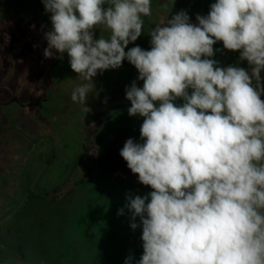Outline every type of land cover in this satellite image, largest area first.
<instances>
[{"label":"clouds","instance_id":"clouds-1","mask_svg":"<svg viewBox=\"0 0 264 264\" xmlns=\"http://www.w3.org/2000/svg\"><path fill=\"white\" fill-rule=\"evenodd\" d=\"M42 3L51 20L43 55L67 54L84 81L71 101L85 113L98 73L127 60L143 81L125 90L129 116L143 117L142 142L129 138L119 153L152 189L126 197L130 227H142L136 264H264V0H215L195 24L184 10L168 12L148 32L150 50L128 45L152 0ZM217 42L249 67L218 66Z\"/></svg>","mask_w":264,"mask_h":264},{"label":"rangeland","instance_id":"rangeland-1","mask_svg":"<svg viewBox=\"0 0 264 264\" xmlns=\"http://www.w3.org/2000/svg\"><path fill=\"white\" fill-rule=\"evenodd\" d=\"M189 1H192L196 8L199 4L200 15L205 16L210 11V5L215 2V0ZM165 4L168 5L169 11L171 8L175 10V5L172 6L168 2ZM181 4L176 3L177 12L182 10H180ZM168 18H171V15H168ZM190 22L197 23L191 18ZM50 29V13L45 11L42 0H4L0 11V83L11 80L12 90L7 89L3 92L0 89V99H3L5 95V98L8 95L21 97L22 92L25 96H28V92H39L38 90L45 93L50 85H56L61 78L64 66H70L65 53L57 69L52 73L49 72L53 59L45 58L43 52L47 47L44 34ZM103 33L100 29H96L95 38L98 39ZM3 44L7 45L8 50L4 48L5 46L3 47ZM220 44L221 47L212 57L218 64L224 67L229 66L232 56L235 55L238 58L239 67H249L247 61L239 59V52L225 50L222 42H217L214 49ZM23 48L26 49V53L21 52ZM150 49L151 47L144 50ZM57 57H59L58 53ZM9 59L13 62L15 60L14 63L17 66L14 70L11 69ZM19 59H22V62L28 60L30 64L23 65L19 63ZM4 60L8 62L3 64ZM109 70L98 73L97 77L93 78V83L95 85L103 83L102 77L107 72L109 76L106 79L110 82L106 88L110 90L122 88L115 100L110 101V105L117 104L122 108L117 107L116 114L112 115L106 125L100 127L95 134L97 138L105 136V141L100 148L101 158L96 163L93 175L84 182L82 175L85 173V162L79 163L81 152L78 147L73 149L75 143H84L86 136H90V131L84 130L86 135L83 134V129L87 127L85 125L87 119L84 118L86 115L77 111L79 110L77 103L71 102L69 108L61 110L59 114L54 112L53 107L46 106V116H43L45 120L41 122L44 125L37 126V129H33L29 122L19 126L17 125L19 120L9 117L5 120L1 119L5 127L0 129V148L16 147L13 150V157L18 161L14 172L19 178L15 185L18 200L21 199V193H26L24 191L27 190L26 185L31 184L32 188L39 191L45 186L51 187L58 183L59 178H63V181H71L64 188L65 198L61 204L48 207L42 215L37 214L39 217L36 218V224L39 226L44 219L48 230L47 249L51 256L45 264H125L126 258L130 255L134 258L132 264H136L143 254L142 227H137L135 230L130 227L131 213L125 207L126 197L129 194L139 195L137 192L141 190L137 186H141V183L138 184V176L131 172L126 161L119 154L127 139L132 138L135 142H142L140 126L143 123V117L129 116L125 104L130 105V101L126 99L125 90L133 81L138 87H142L143 81L137 79L139 75L137 69L127 60L118 69ZM98 77L102 79L97 81ZM125 79L128 83H125ZM81 83L84 81L76 82L77 86ZM62 95L63 97L71 96V92H65ZM94 95L93 92L92 99ZM90 103L92 104L90 114L93 115L100 109V105L95 99ZM177 103L182 101L178 100ZM72 109L74 113L71 112ZM18 110H20L18 106H4L0 107V114L10 115ZM121 119L124 120L123 123ZM78 123H81L79 128ZM53 125L59 126L55 128ZM9 126L14 129L13 132L8 131ZM7 140L10 143H5ZM41 143L44 146L47 143L50 144L43 147V151L44 153L51 151L52 156L39 159V155H36L35 159L33 157L28 160L34 146ZM81 147L82 145L80 151ZM146 187L149 190L141 193L140 196H146L152 191L149 186ZM28 195L29 191L25 195V200L28 199ZM29 205L32 209L35 202L32 204L29 201ZM122 208L124 214L118 215V211ZM8 210V207L3 204V211ZM3 215L5 217L4 213L0 214V219ZM136 222L139 224V218Z\"/></svg>","mask_w":264,"mask_h":264},{"label":"trees","instance_id":"trees-1","mask_svg":"<svg viewBox=\"0 0 264 264\" xmlns=\"http://www.w3.org/2000/svg\"><path fill=\"white\" fill-rule=\"evenodd\" d=\"M167 2L172 4L173 0H164L163 5ZM176 3L178 5L182 3L180 5L181 7L180 10L182 9L186 11L189 17L191 18V20H196L197 14L200 15L201 13L199 4H198V8H196V6L193 5L192 1L175 0V3L173 4L175 5V10L171 9V11H169V9L163 8V14H168V12H170L168 15H171V17L174 14H176L177 13ZM103 35L107 36V32H104ZM3 47L6 48V50H8L6 44H3ZM219 47H221V44L216 48V50ZM25 51L26 49L23 48L21 52L26 53ZM55 57L56 58H52L53 60L49 68V72L51 73L57 69L58 64L61 60L57 56ZM19 60H20L19 63L23 65L30 64L28 60L24 62H22V59ZM6 62L8 61L4 60L3 64ZM14 62L12 59H9V64L12 65L11 69L13 70L14 67L17 66ZM229 65L238 66V58L235 55L232 56ZM218 66L224 67L220 64H218ZM108 76H109L108 73L105 72V75L102 77L104 78V82L103 83L96 82L97 84L96 85L94 84V89L92 93L89 94L85 104L86 107H89L91 109L92 104L90 103V101L95 99L99 103L100 109L97 112L93 113L92 115L90 114V112L85 113L81 105L78 104L79 106L77 107V109L79 108V110L77 111L79 112L81 111L80 113H82V115H86V117L84 118L87 119V122L85 121L86 123L85 125L87 127L83 129V134L86 135L85 134L86 131H90V136L88 135L86 136V138L84 139V143H75V147L73 149L75 150L77 149V147L79 148V152H81L79 163L85 162V173L82 175L83 182L88 180L91 177V175H93L95 171L96 163L101 158L100 148L103 142L105 141L104 138L105 136L102 138H97L95 134L98 132V130H100V127L102 128L103 126L106 125V123L112 117V115L116 114L117 107L122 108L117 104L110 105V101L115 100V97L118 94H120L122 88L120 89L119 87L118 90L107 89L106 85L108 84V82H110L106 79ZM261 77L262 80H264V71H262ZM102 78L98 77L97 79L99 80L97 81H100ZM60 81L61 82H59L56 85H51V88L48 89L45 93H41L40 91L42 90H38L40 94L33 93L32 95H28L27 98L18 97L20 100V104L14 103L11 105L18 106L20 110L18 112L13 111L12 112L13 116L23 115L25 116V118H31L33 120L31 123L32 128L37 129L38 128L37 126L44 125L41 122L42 120L43 121L45 120L43 116H46L45 114L46 106L48 108L53 107L54 112L58 114L61 112V110H66L67 108H69V105H71L72 102L71 96L69 95L63 97L62 94L65 92H72V90L77 86L76 82H79L80 79L79 77H77V74L72 71L71 67L66 65L63 68V74L60 78ZM7 83L5 82L0 83V89L3 92L7 91V89L8 91L12 90L10 87L12 85L11 80L9 82L7 81ZM125 83H128L126 82V79H125ZM93 92L95 95L92 99L91 96ZM5 96L3 97V99H0V102L5 103L8 101L9 95L6 98ZM262 100H264V95L262 96ZM125 106L126 108H129L131 105L125 104ZM13 109H15V107ZM73 111L74 109H72L71 112ZM23 112H25V115L23 114ZM11 116L12 115L10 114L9 118H11ZM121 121H122L121 123H123L124 120L121 119ZM80 125L81 123L80 124L78 123L77 127L79 128ZM58 126L59 125L54 127L58 128ZM89 127H91V129ZM84 130H86L85 133ZM47 145L50 144L47 143L45 144V146L42 145V143L39 145H35L28 160L33 159V157L35 159L36 155H39V159L40 157L50 158V156H52L51 151H48L47 153H44L43 151V147L45 148ZM81 145L82 147L80 151ZM94 147L97 151V154L89 155V153L93 151ZM69 183H71V181H67V180L63 181V178H59L58 183L53 184L51 187L45 186L44 188H41L39 191L35 190L34 187L32 188L31 184L29 186L26 185L27 190L24 191H26V193L27 191H29L28 199H26L27 202L25 200L26 193L25 192L21 193L22 194L21 199L18 200L17 207L16 209H14L13 213L8 216L9 218H5L6 216L4 217L3 215V217L0 219V264H45V261L49 259L51 256L50 251L47 249L49 242L47 240L48 230L45 222L46 220L44 221V219H42L38 226L36 224V218L39 217V215H42L45 209H47L48 207H53V205L55 204L58 205L62 203V201L65 198V196L63 195L64 188ZM137 188L141 190V192L137 190L138 191L137 194L139 195L141 193L143 194L146 190L147 191L149 190L143 184H141V186L138 185ZM29 201H31L32 204L33 202H35V205L32 206V209L30 208Z\"/></svg>","mask_w":264,"mask_h":264},{"label":"flooded vegetation","instance_id":"flooded-vegetation-1","mask_svg":"<svg viewBox=\"0 0 264 264\" xmlns=\"http://www.w3.org/2000/svg\"><path fill=\"white\" fill-rule=\"evenodd\" d=\"M163 3H164V0H152V15L150 17H144V31L142 32V35L135 42L129 43L128 48H131L134 46H140L142 49H148L152 46L150 42L151 37L148 32L151 30V28L155 27L156 23H158L162 18L167 16V14H163ZM3 5H4V0L2 1L0 11L3 8ZM55 56H57V53H55ZM59 82H61L60 79H58L56 84H58ZM50 88H51V85L49 86V89ZM34 92H28V95H32ZM35 93L38 94L39 92H35ZM21 97L27 98V96H25L23 92L21 93ZM14 98L18 99V102H14V103L20 104V100L18 96L9 95L8 101L4 103L7 105H4V106H9L11 104H14V103H10V101ZM0 103H3V102H0ZM4 106H0V107H4ZM23 114L25 115V112H23ZM11 115L13 116V113ZM12 116H11V119L19 120V123L17 124L19 126L23 125L24 122L32 123L33 121L31 118H25L23 115L13 116V117ZM0 117H1L0 118V129H4L5 123L1 121V119L3 118V120H5L7 119L6 117H9V115L0 114ZM11 128L12 127L9 126L8 131L13 132L14 129H11ZM5 143H10V141L7 140ZM0 149H1L0 150V214L2 215L4 213L5 216H9L13 213L14 209H16L17 203H18V197L15 192L17 188H15L16 187L15 185H16V182L18 183L19 178L18 176H15V173H14L15 166L18 161L14 159L13 157L14 156L13 150L16 149L15 146L8 147V148L1 147ZM3 204H5V206L8 207L9 209L8 211H5V212L3 211Z\"/></svg>","mask_w":264,"mask_h":264},{"label":"water","instance_id":"water-1","mask_svg":"<svg viewBox=\"0 0 264 264\" xmlns=\"http://www.w3.org/2000/svg\"><path fill=\"white\" fill-rule=\"evenodd\" d=\"M2 1H3V0H0V7H1V5H2ZM14 102H18V99H17V98H14V99H12V100L10 101V103H14ZM4 105H7V104L0 103V106H4Z\"/></svg>","mask_w":264,"mask_h":264},{"label":"built area","instance_id":"built-area-1","mask_svg":"<svg viewBox=\"0 0 264 264\" xmlns=\"http://www.w3.org/2000/svg\"><path fill=\"white\" fill-rule=\"evenodd\" d=\"M263 96V95H262ZM262 96H261V99H262Z\"/></svg>","mask_w":264,"mask_h":264}]
</instances>
